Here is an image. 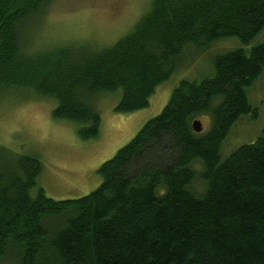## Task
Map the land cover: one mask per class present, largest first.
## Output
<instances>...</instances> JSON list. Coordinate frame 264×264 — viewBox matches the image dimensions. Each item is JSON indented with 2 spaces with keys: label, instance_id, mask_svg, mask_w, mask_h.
<instances>
[{
  "label": "trees",
  "instance_id": "16d2710c",
  "mask_svg": "<svg viewBox=\"0 0 264 264\" xmlns=\"http://www.w3.org/2000/svg\"><path fill=\"white\" fill-rule=\"evenodd\" d=\"M52 1L0 0V96L52 101V117L77 125L82 141L99 136L97 95L119 92L117 112L144 109L187 47L248 46L264 30V0H152L107 47L30 51L25 33ZM211 66L179 82L83 197L48 198L36 187L40 160L0 146V264H264V129L220 155L233 125L257 115L246 91L264 73V41ZM200 116L204 133L191 127Z\"/></svg>",
  "mask_w": 264,
  "mask_h": 264
},
{
  "label": "rangeland",
  "instance_id": "374dc122",
  "mask_svg": "<svg viewBox=\"0 0 264 264\" xmlns=\"http://www.w3.org/2000/svg\"><path fill=\"white\" fill-rule=\"evenodd\" d=\"M152 0H53L43 14L32 20L25 33L30 51L62 45L89 43L95 48L107 47L124 36L149 9ZM264 41V30L248 46L237 39H221L207 49L187 47L176 71L159 85L144 109L121 113L116 111L120 93L99 94L91 105L100 116L99 136L82 141L77 125L52 117L54 103L24 93L0 96V146L37 157L42 172L37 188L53 200L83 197L100 184L97 170L126 145L150 119L167 104L171 92L182 80L209 76L212 59L230 50L245 48ZM249 103L257 111L255 118L241 117L231 128L221 147L225 158L237 147L254 141L264 129V73L246 91ZM203 133L209 127L207 116L197 118ZM199 170V167H196ZM203 184L196 181L192 190L202 194ZM1 264H10L4 259Z\"/></svg>",
  "mask_w": 264,
  "mask_h": 264
},
{
  "label": "water",
  "instance_id": "95a60500",
  "mask_svg": "<svg viewBox=\"0 0 264 264\" xmlns=\"http://www.w3.org/2000/svg\"><path fill=\"white\" fill-rule=\"evenodd\" d=\"M191 127H192L193 131L196 133H200L203 130L201 122L197 119H195L192 122Z\"/></svg>",
  "mask_w": 264,
  "mask_h": 264
}]
</instances>
